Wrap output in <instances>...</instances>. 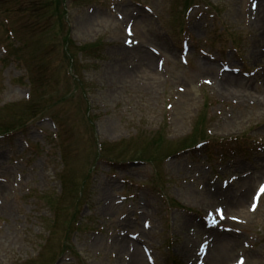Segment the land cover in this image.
<instances>
[{"label": "rangeland", "instance_id": "rangeland-1", "mask_svg": "<svg viewBox=\"0 0 264 264\" xmlns=\"http://www.w3.org/2000/svg\"><path fill=\"white\" fill-rule=\"evenodd\" d=\"M4 1L5 4L0 7V16H13L16 23H20L26 18L24 23L26 28L32 26L39 27L40 25H43L44 21L42 19V15L43 17H48V22L46 24L53 20L51 10L48 11L43 8L37 9L39 1H41L42 5H44V3L46 4L49 0ZM201 2L211 5L212 11L210 12H212V14L216 17L217 14L220 16L219 22L216 24V32L218 33L220 28L225 29V31L227 30L229 37L232 38V40L236 39L237 43L244 46L247 51L248 35L242 30L244 28L243 23L248 22L245 15V9H240V5H237L236 0H232L231 2L230 0H191V3L195 4ZM172 5V3L167 5V11L171 10ZM65 7L69 14V23L71 22V38L74 40V43L83 45L84 43H95L98 41L100 44L98 50L86 56L87 58L82 59L81 65L84 66V68L79 69L78 73L88 81L89 85H93L96 88L93 92L88 91L86 84H83L80 87V90L90 94L89 103L91 105V115H95L94 120L96 123L98 122V118H100L101 121L99 126H95V132L101 140L106 141L104 144L120 141L122 139H130L132 141V145L134 146V149H131L133 151L138 150L141 152L147 147L145 146L146 143L151 142L156 135H160V132H162L164 135L161 134L159 137H162L165 142H162L160 148L157 147V149L146 148V154H150V152L154 154V152H157V155L165 157L166 154L164 150H168L166 147L190 132L193 122L195 121V117L197 115L205 117L207 101L208 103L211 102L214 106L211 111L212 120L208 117V122H211L209 129H211L213 133L219 131V133H222L221 136H232L242 133L243 131H253V135L255 137L264 141V99L255 94L254 95L257 97L252 95V98L250 97L249 99H246V95H241L238 90L236 95L221 96L217 94L218 96H216L213 94L212 88L202 87L195 96L188 97L187 100L180 106L179 110H177L178 104L175 108L176 112L170 114L165 111L164 106L174 97L177 90L176 85L171 82H162L164 85L160 83L158 86L153 85L157 87H148L145 82L143 83V81L138 80L135 87H117L115 89L117 94L113 97L116 101L103 99L108 97L109 92H105L104 90L107 85L112 84L111 80L114 78L111 65H113V62H117L116 60L118 59L117 54H110V52L114 51L112 49L111 38H109L106 33L107 27L101 25L98 20H96L94 24H91V26L93 25L92 29L89 28L88 32L86 29L83 31L81 28L75 26L74 20L81 21V19L87 16V14L85 12L82 13L81 9L79 10L74 7H70L68 3H65ZM84 10H86V7ZM229 11L230 14H228ZM104 13L109 14L107 11H104ZM25 14H28L29 16H26ZM109 15L111 19L109 20L108 26L111 28V26L115 25V20L111 14ZM71 16L72 19H70ZM102 16L106 18L105 14ZM223 19L225 22H223ZM160 27V25H157L155 31H158L157 29ZM202 29L204 31L202 35L195 33V35L192 36L194 42L198 46L206 47V49H210L211 51H221L229 42H231H227L226 39L221 37L219 33L209 35L212 32L205 31L204 26ZM228 34L225 32L224 35ZM114 38L115 43H117L116 36ZM6 39L7 38L3 40ZM20 39L25 44L24 45L22 43V46L26 49L29 57L31 53L35 52L36 40L30 35L21 36ZM150 44L155 45L152 42H146V45ZM97 52H99L98 57ZM17 53L19 52L17 51ZM222 55L225 56L224 53H222ZM189 59L190 69L177 68L175 64L171 62L172 70H169L173 77L180 82L179 84L185 88H190L199 76H210V74H204L199 70V61L202 58H200L196 52L193 56L191 55ZM48 62L51 64V60H48ZM74 63L76 67V61ZM261 66L262 64L258 65V67ZM52 70L53 69L42 72L39 69L35 71V73L37 74L39 80L42 81L40 89L43 92L48 90V97L55 94L57 98L59 93L64 95L69 91V85L61 84L59 86L60 81L58 76L52 77L50 82H43L45 77L48 76V72ZM214 71H216V69ZM4 78L5 81L2 85H0V107L1 104L4 105L9 102L21 100L23 93L22 89H14L13 86L9 85V82L12 79L11 74L7 76V74L4 73ZM16 78L17 84H22L20 79L18 77ZM246 82H249L251 85H255L258 90H261L262 88V86H260L255 79H250L249 81L246 80L245 83ZM53 84L57 87L59 86V88L54 91L51 90V86L54 87ZM56 90L57 93H55ZM232 98L238 101L237 105L231 104ZM220 99L228 101V103H230V107L228 108V104L221 102ZM98 101L105 103L106 106H108L107 109L103 110L100 107L95 108L94 103L96 102L98 105ZM64 103L65 105L60 108L59 113H64V121L66 122L65 130H67L70 129V127H74L75 120L81 122L78 118H76V112L79 105L82 103L79 102L77 98L71 100L67 99ZM131 106L133 107V110L130 112ZM219 106H221L222 109H219ZM124 107L128 110L127 113L130 112L129 114H123L122 110ZM22 110L23 108L18 104H10L6 109H0V125H4L12 119L17 118V116L21 115ZM218 114L220 115L218 116ZM169 115L173 119L172 127L171 125H168L167 117ZM218 119H220L222 123H220ZM208 122L206 121L207 126ZM108 129H110L111 132H106ZM80 130L81 133L80 131L73 130L69 134L68 132L70 130L66 131L61 137L62 145H64L69 158L67 176L75 181H78L79 179L80 167L87 163L90 154L92 152L94 153L92 136L88 134V132H92L93 129L88 124L84 125L82 123ZM19 144L18 151L22 150L21 142ZM141 146L143 147L141 148ZM107 151L111 152V149L107 148ZM251 154L252 152L248 153V155ZM4 158H7V156H4ZM160 164L167 167L168 173H171L172 179L177 178L179 180V182L172 187V201L176 198L188 208L202 207L203 209H213L216 204L205 199V193L210 192L211 194H216V198L214 200H217L219 198L217 190L219 191V183L221 179H228L232 176L238 177V180L233 183L234 189L232 192H238L243 189L244 193L242 195L247 196L245 201L246 204L249 200L248 197L251 196L256 185L264 177L263 157L258 159H249L248 161L243 162L241 157L230 156L229 160L222 167L216 165L215 168L217 169L216 173L218 175L214 180L210 179L212 178V174L208 171L197 173L190 165L186 166V164H184L181 168L176 166V168L181 170L175 171L171 170L173 167H171L172 163L170 162L165 165L162 161H160ZM37 175L39 183L45 185V173L38 171ZM183 175L184 177L188 176V178L183 181L186 182V185H183L182 183ZM168 178H170L169 174ZM217 178L219 179V182L218 184H215L214 182ZM30 180L31 179L29 178L28 182ZM56 186V184H52L51 190L57 193L58 188ZM3 189L0 190V197L8 193V190ZM224 192L225 191H222L221 193ZM31 202L36 203V205L40 207V210L37 213L39 221L35 219V207L29 203L28 204L31 206L29 209L33 208L31 212L24 208L19 209L18 207L20 204H18L17 207L12 206L10 202L7 204L4 203L3 207H1L4 209H1L0 212V227L3 228V230H0V264L4 262H7V264H14V262H17L16 264H45L53 257V255L59 253L58 247H37L39 244H43L44 242L41 239H37L35 235L41 233L43 228L47 230V228L50 227L46 221L42 223L40 217L46 213L52 218L53 213L51 210L46 208L44 202L40 200H33ZM72 202L71 198H66L59 202L60 212L58 216V227L52 237V240L55 243L62 239L63 235L60 231V226L61 223L67 219V215L72 212ZM206 202L208 203L207 207L205 205ZM18 214L21 215V217H18ZM24 214H26V218H23ZM82 215H89L87 207H83ZM243 215L244 216H241L240 218L245 219L247 224L245 227H236L244 232L243 235L236 236L238 250L241 247L242 252L251 253L250 261H248L247 264H264V231L263 233L260 232L264 226V199L262 200L261 206L256 214L250 216L249 218H247L245 214ZM154 217L158 218V215H155ZM4 221H6L5 225H3ZM26 228L27 231L24 232ZM247 233H249L248 236H246ZM250 240L252 243L256 244L254 248L250 245L251 242L248 243ZM227 242L230 247L232 244L231 240L228 239ZM246 242L250 245L249 248L244 246V243ZM188 246H191V244ZM69 247L73 250L74 254L76 253V264H114L115 262L110 258L113 250L110 249L107 251L105 245L103 247L96 245L88 246L85 244V238L82 236L71 240L69 242ZM35 251L39 253L37 259H34V255L36 253ZM16 255L21 256V262L16 260L12 261ZM161 256L162 254H160V260L162 259ZM234 257L235 255L223 264H228L234 259ZM141 264L146 263L143 261Z\"/></svg>", "mask_w": 264, "mask_h": 264}, {"label": "bare ground", "instance_id": "bare-ground-1", "mask_svg": "<svg viewBox=\"0 0 264 264\" xmlns=\"http://www.w3.org/2000/svg\"><path fill=\"white\" fill-rule=\"evenodd\" d=\"M99 18H102V16L99 15ZM143 20H148V18L142 17L136 22V24H137V28L139 29L138 31L139 35L142 38H145L147 34L145 33V26H143V22H144ZM100 22H102V20ZM259 24H261L260 21H259ZM261 25L263 28L262 36L264 38V24H261ZM135 55L138 57L139 60H138V64L132 69V71L129 72V76L131 77V79L137 76H141V77H145L146 81L148 82V85L156 84V82L160 80V77H156L154 75V69H153L154 57L150 55L147 51L142 49V46H140L138 50H136ZM253 56L256 58H264V52L262 53L261 51H259L258 47H255L253 51ZM127 57L129 58L130 56H127ZM206 68L210 69L212 68V66L206 64ZM120 81L124 82V80L122 79V75L120 76ZM238 82H239V79H237L236 77L226 75L223 81H221V84H220L221 90L223 92L229 91L234 87L232 84H236ZM250 90L252 89L247 88L246 93ZM182 98L185 99L186 97H182ZM246 198L247 196L243 195L241 196L239 200L238 199L236 200V197H233L231 195L230 202L227 200L228 201L227 207H230V208L233 207L235 209L242 208L244 206ZM127 244H128L127 241H124V242L119 241L115 245L116 249L119 252L120 257L126 253ZM234 252H236L235 249L234 250L231 249L227 245V239L223 238L217 241L216 246L214 247V249H212L211 252H209L208 257H209L211 264H223L225 261L229 260L232 257ZM140 259H141V254L137 248L135 252H133V255H131L129 264H140L141 263Z\"/></svg>", "mask_w": 264, "mask_h": 264}, {"label": "snow or ice", "instance_id": "snow-or-ice-1", "mask_svg": "<svg viewBox=\"0 0 264 264\" xmlns=\"http://www.w3.org/2000/svg\"><path fill=\"white\" fill-rule=\"evenodd\" d=\"M261 192H264V186H262ZM254 208H255V205H253V210H254ZM241 264H242V262H241Z\"/></svg>", "mask_w": 264, "mask_h": 264}]
</instances>
